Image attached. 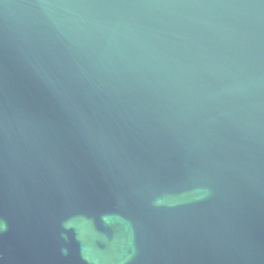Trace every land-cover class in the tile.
Wrapping results in <instances>:
<instances>
[{"label": "water", "instance_id": "1", "mask_svg": "<svg viewBox=\"0 0 264 264\" xmlns=\"http://www.w3.org/2000/svg\"><path fill=\"white\" fill-rule=\"evenodd\" d=\"M23 2L0 7V264H264V127L190 146L78 79L82 0Z\"/></svg>", "mask_w": 264, "mask_h": 264}, {"label": "clouds", "instance_id": "2", "mask_svg": "<svg viewBox=\"0 0 264 264\" xmlns=\"http://www.w3.org/2000/svg\"><path fill=\"white\" fill-rule=\"evenodd\" d=\"M0 7L21 22L33 15L23 0ZM76 7L82 24L72 56L90 92L192 147L215 137L223 121L249 135L264 127V0H82Z\"/></svg>", "mask_w": 264, "mask_h": 264}]
</instances>
